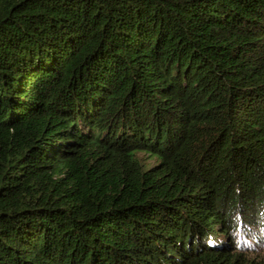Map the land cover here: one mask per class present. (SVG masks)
Segmentation results:
<instances>
[{"label": "trees", "instance_id": "1", "mask_svg": "<svg viewBox=\"0 0 264 264\" xmlns=\"http://www.w3.org/2000/svg\"><path fill=\"white\" fill-rule=\"evenodd\" d=\"M0 264H264V0H0Z\"/></svg>", "mask_w": 264, "mask_h": 264}, {"label": "rangeland", "instance_id": "2", "mask_svg": "<svg viewBox=\"0 0 264 264\" xmlns=\"http://www.w3.org/2000/svg\"><path fill=\"white\" fill-rule=\"evenodd\" d=\"M148 162H150V163L154 164V163H155V159H154V158H152V159H149V160H148Z\"/></svg>", "mask_w": 264, "mask_h": 264}]
</instances>
